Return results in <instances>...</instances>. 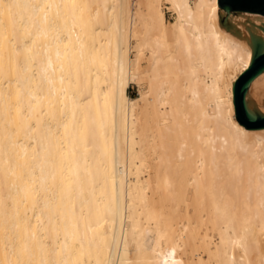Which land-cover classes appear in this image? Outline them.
Instances as JSON below:
<instances>
[{
    "label": "bare ground",
    "instance_id": "6f19581e",
    "mask_svg": "<svg viewBox=\"0 0 264 264\" xmlns=\"http://www.w3.org/2000/svg\"><path fill=\"white\" fill-rule=\"evenodd\" d=\"M263 21L0 0V264H264V127L235 103ZM243 100L264 116V67Z\"/></svg>",
    "mask_w": 264,
    "mask_h": 264
},
{
    "label": "water",
    "instance_id": "95a60500",
    "mask_svg": "<svg viewBox=\"0 0 264 264\" xmlns=\"http://www.w3.org/2000/svg\"><path fill=\"white\" fill-rule=\"evenodd\" d=\"M219 4L226 9H242L264 13V0H219ZM257 25L264 29V26L260 24ZM251 33L253 57L249 68L236 81L235 103L238 119L242 123L248 128H261L264 127V116L253 119L244 113L243 92L245 89V83L254 73L264 67V38L262 35L256 34L252 31Z\"/></svg>",
    "mask_w": 264,
    "mask_h": 264
},
{
    "label": "rangeland",
    "instance_id": "374dc122",
    "mask_svg": "<svg viewBox=\"0 0 264 264\" xmlns=\"http://www.w3.org/2000/svg\"><path fill=\"white\" fill-rule=\"evenodd\" d=\"M168 16L170 18H172V14L171 12H168ZM135 54V53H134ZM147 63L146 59H143L142 60V64L145 65ZM129 93L132 95V96H137L140 94V87L139 85L136 83V82H132L131 83V86L129 87Z\"/></svg>",
    "mask_w": 264,
    "mask_h": 264
}]
</instances>
